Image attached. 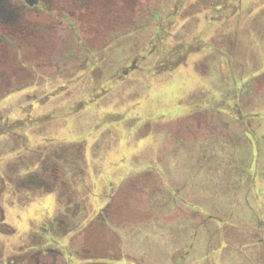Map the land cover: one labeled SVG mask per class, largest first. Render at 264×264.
<instances>
[{
	"label": "rangeland",
	"instance_id": "1",
	"mask_svg": "<svg viewBox=\"0 0 264 264\" xmlns=\"http://www.w3.org/2000/svg\"><path fill=\"white\" fill-rule=\"evenodd\" d=\"M24 2L0 0V255L264 264V0H95L88 53Z\"/></svg>",
	"mask_w": 264,
	"mask_h": 264
},
{
	"label": "flooded vegetation",
	"instance_id": "2",
	"mask_svg": "<svg viewBox=\"0 0 264 264\" xmlns=\"http://www.w3.org/2000/svg\"><path fill=\"white\" fill-rule=\"evenodd\" d=\"M49 1V2H48ZM21 2V1H20ZM34 0H25L23 3V6L25 8L30 7L29 11L38 13L41 17H43L44 23V33L45 37L51 38V35L54 33V40L53 43L57 42H63L62 36L68 37V38H75L77 44L74 46H70L67 50H64L66 52H73V53H80V52H91L89 49L83 48V38L80 36L78 30L79 28L84 29V24H79L80 21L86 20L90 21L92 18H94L96 14H94V11L92 13L90 12V8L92 6H95L94 4H100L95 3V0H40V5L43 6L40 7V9L37 8V6H33ZM109 4V0L107 2H102ZM106 4H102V6L99 7H105ZM27 5V6H26ZM83 5H92L91 7H84ZM47 19L49 20L48 23H46ZM79 21V22H78ZM91 28H93L91 26ZM94 29V28H93ZM55 46V44H54ZM58 46V45H56ZM63 45H60L59 47H62ZM64 47V46H63ZM62 48H59L58 51L62 52ZM56 51V49H55ZM13 90H15V87H12ZM102 210H100V215L102 214ZM1 213V211H0ZM104 213V210H103ZM40 240L35 246V254H32L31 247L28 249L25 248L23 252H15L11 253V256L8 257H2L0 255V264H67V262L62 258V253L57 252L53 249H48L45 247L46 245L42 244L43 237H39ZM76 250L78 251L77 254L81 258H83V261H87L88 264H111L109 262H106V258H99L96 255H94L95 248L94 242L92 239L89 238V241L86 243L84 241V238L81 240L79 237L76 239ZM44 245V246H43ZM93 245V246H92ZM54 253L51 257H47L45 253ZM34 256V257H33ZM80 260V258H79ZM122 262V259H121ZM122 264V263H119Z\"/></svg>",
	"mask_w": 264,
	"mask_h": 264
}]
</instances>
